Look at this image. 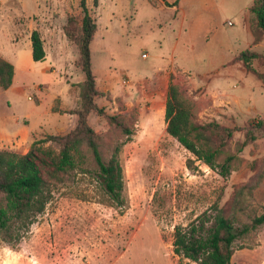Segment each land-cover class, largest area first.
<instances>
[{"label":"rangeland","instance_id":"1","mask_svg":"<svg viewBox=\"0 0 264 264\" xmlns=\"http://www.w3.org/2000/svg\"><path fill=\"white\" fill-rule=\"evenodd\" d=\"M85 2L97 25L89 44L100 91L94 101L130 128L126 137L104 115L87 114L102 158L118 146L119 197H108L87 150L74 167L52 171L34 148L51 198L18 238L14 228L0 232V264H198L173 252L175 226L212 202L238 227L264 212V86L235 58L244 48L257 51L251 65L264 73V37L251 43L243 23L252 0ZM67 16H80L78 0H0V56L13 66L11 83L0 87V149L24 152L32 139L75 125L69 110L78 106L83 71L62 31ZM32 29L42 39L40 60L31 56ZM54 36L64 40L65 62L50 53ZM160 71H170L167 85L177 84L188 98L202 93L227 100L222 114L192 110L197 121L234 127L223 146L235 154L226 175L165 131L164 105L155 106L167 91ZM247 127L256 136L237 150ZM232 246L229 264H264V221L238 234Z\"/></svg>","mask_w":264,"mask_h":264},{"label":"trees","instance_id":"2","mask_svg":"<svg viewBox=\"0 0 264 264\" xmlns=\"http://www.w3.org/2000/svg\"><path fill=\"white\" fill-rule=\"evenodd\" d=\"M96 4V0H93ZM80 16H67L62 31L76 46L77 56L74 63L83 71V79L77 82L78 106L70 109L76 113V123L65 133H46L31 140L24 152L0 149V232L14 228V237L20 236L40 213L51 198V188L41 176L33 158V149L45 154L52 166V171L72 168L82 160L87 150L94 163L97 178L110 199L117 200L122 187L121 165L117 159L118 146L115 145L107 159H103L98 148L96 134L87 122L91 111L104 115L113 121L125 133L130 128L122 121L120 115H107L94 101L100 93L97 89L90 60L89 44L97 28L89 13L85 0H78ZM250 26L253 40L260 39L264 33V0H253L249 6ZM31 56L34 60L44 57L42 39L37 29L30 32ZM258 53L244 48L238 51L243 67L255 74L264 86V73L251 65V59ZM12 64L0 56V87L6 88L11 83ZM194 101L185 96L178 85L169 82L163 106L165 131L174 137L195 158L201 160L221 175L229 172L234 152H225L223 146L232 134L233 126L221 124L213 119L197 121L194 118ZM242 127V126H241ZM252 129L245 128L244 137L235 147H241L255 138ZM53 141L54 148L42 142ZM190 159L187 160L189 164ZM264 221V212L252 218V226ZM249 224L235 225L234 219L227 214L217 202H212L185 226H175L173 230L172 250L174 253L196 261L198 264H229L233 251L232 243L238 234L246 232Z\"/></svg>","mask_w":264,"mask_h":264},{"label":"crops","instance_id":"3","mask_svg":"<svg viewBox=\"0 0 264 264\" xmlns=\"http://www.w3.org/2000/svg\"><path fill=\"white\" fill-rule=\"evenodd\" d=\"M253 2V0H252ZM252 2L248 5L247 7V12H245L244 16H243V23L245 25V28L247 29V31H249V40L251 43H257L259 41H261V39L264 37V33H262L260 35V39L254 41L253 40V34L251 32V26H250V22H249V19H250V11H249V6L252 4ZM97 30V28H96ZM95 30V31H96ZM95 33V32H94ZM65 36V35H64ZM60 37V36H59ZM93 38V37H92ZM63 38L60 37V39H58L57 37H52V43L50 45V53L51 55L53 56L54 59H57L59 62H65L66 60L63 58V51H64V48H65V45H64V40L62 41ZM92 40V39H91ZM252 50V49H251ZM255 51V50H253ZM257 52V51H255ZM238 53V52H237ZM258 53V52H257ZM45 54V53H44ZM77 56V55H76ZM237 56V54H236ZM235 56V58L237 59V57ZM76 58V57H75ZM74 58V59H75ZM73 59V60H74ZM239 60V59H237ZM240 61V60H239ZM241 62V61H240ZM242 65V63H241ZM243 66V65H242ZM244 68V67H243ZM245 69V68H244ZM93 70V69H92ZM246 70V69H245ZM248 71V70H246ZM162 71H160L161 73ZM250 72V71H249ZM94 73V72H93ZM163 74H160L162 75V77L165 78V82L166 84L163 85V88H166L167 86V83H168V79H169V75H170V71H165V72H162ZM95 74V73H94ZM13 76V75H12ZM150 88H154V86H151ZM152 89V90H153ZM152 93H155L154 91H152ZM192 99L194 101V105H195V108L197 109V111L199 112H211V113H217L218 112L220 114L223 113L224 111V108L228 105V102L226 99H222V98H216L215 95H210V96H207L205 94H202V93H198L196 95H192ZM164 100H165V96H164ZM164 100L161 102L160 99H158V101H155V106H158V105H164ZM64 107H67L65 105H63L62 108ZM75 119V118H74ZM63 126V121L61 122H58L56 123L53 127L58 129V128H61Z\"/></svg>","mask_w":264,"mask_h":264}]
</instances>
